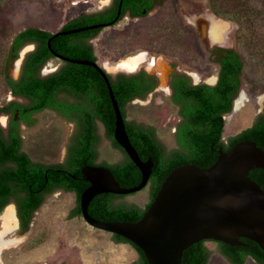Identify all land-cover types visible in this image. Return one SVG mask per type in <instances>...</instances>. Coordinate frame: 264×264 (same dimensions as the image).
<instances>
[{"label":"trees","instance_id":"trees-1","mask_svg":"<svg viewBox=\"0 0 264 264\" xmlns=\"http://www.w3.org/2000/svg\"><path fill=\"white\" fill-rule=\"evenodd\" d=\"M121 1L119 0V4ZM210 9L219 18L231 21L238 26V36L242 41L248 40V32L255 28L259 19L258 10L244 0H209ZM124 3L122 17L127 12ZM98 14L80 17L70 25H89L99 21ZM53 35L45 30L30 27L12 38L6 63L1 72V93L6 96L10 91L16 96L32 99L37 105L34 112L53 107L60 109L65 115L74 109L55 103L53 100L58 91H70L86 96L87 104L93 108L84 111L85 118L78 120L80 140L69 147L67 160L48 166L32 162L22 152V141L17 123L12 120L10 129L5 131L0 126V214L11 203L17 206V214L22 233L30 228L35 213L40 210L46 199L58 191L73 192L77 197V207L72 217H82L81 196L90 186L84 180L82 170L89 165H101L109 168L117 181L125 188L138 186L142 181L141 171L133 163L127 153L114 139L116 116L105 80L100 73L84 65L66 64L60 73L49 77H41L36 72L51 59L48 41ZM39 43V49L27 56L22 77L15 81L8 77L7 69L13 55H17L27 44ZM64 36L52 40L56 51L65 50ZM87 48L83 57L96 59ZM219 66L218 81L214 86L207 84L194 85L186 74L175 76L171 84L172 94L169 102L177 108L179 123L176 126L177 148L168 151L157 135L153 126L128 120L127 108L133 101H145L155 89V84L148 81L149 75L120 74L116 77L108 75L114 95L126 120V129L132 145L143 161L154 163L153 173L146 189L150 193V201L145 207L127 204L128 196L102 194L90 204V214L101 221L139 222L142 220L155 200L163 183L176 168L194 165L200 168L213 166L220 150L229 151L242 141H253L264 151V111L258 116L254 125L240 134L231 137L227 142L223 139L225 117L233 111L234 103L242 89L245 63L236 48L221 49L217 54ZM18 108L17 104H12ZM0 107V112H6ZM14 113V109L12 110ZM76 113V111H75ZM70 119V118H68ZM101 121L115 148L123 154V159L115 164L99 162L96 147V121ZM99 162V163H98ZM250 177L264 190V170L255 169ZM133 195V194H132ZM122 200V203H117ZM119 243L132 245L139 254L135 264H149L143 252L123 237L115 235ZM244 246L231 247L221 242L205 240L194 244L184 252L182 264H208L212 251L208 244H215L219 253L231 264H246L253 259L257 264H264V250L253 241L242 239Z\"/></svg>","mask_w":264,"mask_h":264},{"label":"rangeland","instance_id":"rangeland-1","mask_svg":"<svg viewBox=\"0 0 264 264\" xmlns=\"http://www.w3.org/2000/svg\"><path fill=\"white\" fill-rule=\"evenodd\" d=\"M258 10L259 19L248 34L238 36V26L219 18L210 9L209 0H164L145 18L123 20L113 28L104 29L95 42L99 65L110 74L137 72L127 68L135 60L152 56L165 65L174 62L179 70L192 77L196 84L214 85L218 66L211 62L205 47L236 48L245 63L240 97L233 111L225 117L224 141L252 127L264 111V0H244ZM109 0H0V93L1 72L6 63L12 38L34 27L50 33L58 32L67 22L85 12L100 10ZM216 27V28H215ZM205 28V36L201 33ZM214 28V29H213ZM217 32V37L212 33ZM9 69L18 77L25 52ZM160 61V62H161ZM58 67L51 62L44 69L49 74ZM150 69V68H149ZM152 70V69H150ZM50 71V72H49ZM8 95V94H7ZM170 93L162 83L145 101L128 105V120L153 126L168 151L177 148V108L169 102ZM0 96V105L4 102ZM9 98V95H8ZM0 124L7 119L0 115ZM73 127L54 114L44 113L24 129V150L35 161L58 163L64 160ZM99 162L115 164L123 154L107 139L99 124ZM149 190L124 199L127 204L145 207ZM117 203H122L119 200ZM14 207V206H13ZM77 207L74 193L56 192L36 213L31 230L19 235L18 224L6 226L0 215V264H135L139 254L129 244L115 242L110 233L92 228L83 217H72ZM15 208V207H14ZM212 255L208 264H231L215 244H208ZM246 264H257L248 259Z\"/></svg>","mask_w":264,"mask_h":264},{"label":"water","instance_id":"water-1","mask_svg":"<svg viewBox=\"0 0 264 264\" xmlns=\"http://www.w3.org/2000/svg\"><path fill=\"white\" fill-rule=\"evenodd\" d=\"M75 63L93 66L102 75L116 116L114 139L142 174L138 186L125 188L109 168L86 166L82 174L90 186L82 194L80 205L87 224L125 238L143 252L149 264H182L184 252L205 240L239 247L245 245L242 239H247L264 250V190L250 177L253 170H264V151L249 140L237 143L227 152L220 150L216 163L209 168L184 165L174 169L139 222L94 218L89 207L95 197L143 191L154 163L143 161L132 145L108 72L96 63Z\"/></svg>","mask_w":264,"mask_h":264},{"label":"flooded vegetation","instance_id":"flooded-vegetation-1","mask_svg":"<svg viewBox=\"0 0 264 264\" xmlns=\"http://www.w3.org/2000/svg\"><path fill=\"white\" fill-rule=\"evenodd\" d=\"M163 1L164 0H125V1H121L119 4V0H109V2L107 4H105L102 8H100V10H98V11L85 12V13L80 14L79 16H77V17L73 18L72 20H70L69 22H67L58 32L51 33L53 36L48 41V47H49V52L52 55V57H51V59H49L46 62V64L41 68V70H38L36 73L38 75H40L41 77H49V76H52L56 73H60V71L64 68V66L66 64L83 65V64L75 63L76 61H87V62H92V63H96L99 65L98 58H97L96 52H95V42L97 41L101 32L106 28H113V27L119 25L125 19H128L130 21H135V20H139L141 18H145L147 15L152 13L158 6H160L161 3H163ZM124 3H127L128 9H127V12L125 13V15L122 17V9H123ZM92 14H98L100 16L99 20H103V21H99V22L89 24V25H82V24L70 25L71 21H73L77 18H80V17L89 16ZM95 25H98L99 27H97L95 29H89L86 31H77V30H80L82 28L95 26ZM57 36H64V41L66 42V45H65L66 49L63 50L62 52L56 51L52 47V40ZM204 36H205V28H204L203 32L201 33V37L203 38ZM214 43H215V46H211V47L207 46V47H205L206 48L205 50L208 53L209 59L211 60V62L215 63L218 66V64L216 63V60H217V57H218L217 54L219 53V51L221 49H227V48H232V47H224L222 45H218L217 42H214ZM28 48H30V49L25 52V54L22 58L19 73L17 74L18 77L16 76V78H13L9 74V69L11 67L15 66L14 63H15V61L20 59V54L25 49H28ZM87 48L91 49L90 53L96 59V61L87 59L86 57H83ZM38 49H39V43L31 42V43L27 44L22 50H20V52L17 55H13L9 61V66L7 69L8 77H10L11 79H13L15 81L19 80L23 75L24 64H25V60H26L27 56L31 53L36 52ZM156 59L157 58H154V57L149 55L148 58H145L144 62L138 67L137 72H118L116 74L107 73V75H111V76L116 77L120 74L132 75V74H141L143 72L147 73L150 77L148 79V81L151 82L152 84H155V89L153 90V92H151L148 95V97H149L150 95L154 94L160 86H162L161 72L155 66L156 63L160 62L161 60H156ZM53 61L58 62V67L54 71H51V72L49 71L50 72L49 74H44V72H45L44 69L46 67L50 66L51 62H53ZM163 64L165 65V63H163ZM151 65L154 67L152 70L149 69ZM84 66H89V65H84ZM90 67L96 69L93 66H90ZM163 68L167 69L164 71L165 76L167 77L166 78L167 84H165V87L167 88V90L169 91V93L171 95L172 94L171 84L174 80V77L179 76L181 74H186L187 76H189V75L187 73L180 71L179 67L174 62H171V61L168 62ZM218 72H219V66H218ZM189 77L192 79L191 76H189ZM217 81H218V79H217ZM192 83L194 85H200V84L194 83L193 79H192ZM201 84H205V83H201ZM207 85H210V84H207ZM214 85H211V86H214ZM8 95H9V98H8ZM8 95L5 96L3 104L0 105V107L7 109L6 112H0V115L7 119V125L3 126L0 124V126L5 131H8L10 129L12 120H14L17 123V128L19 130V133L21 136V141H22V152L27 154L29 156V158L32 160V162H34V163L45 164L48 166L55 164V163H49V162H43V161H35L24 150V129L25 128L32 126L35 123L36 118L38 116L44 114V113L54 114L58 119H60L64 123L69 124L73 127L72 135H71L69 143L66 147L65 158L63 161H61L59 163L65 162L67 160V157H68L69 147L72 144H74L80 140V129H79L78 123H77L78 120L81 121L85 118L84 111L86 109L90 110L91 108H93L92 104H87L86 96H84L83 94H74L70 91H65V90L58 91L55 94L53 104H55V103L61 104V105H63V107L65 106L66 109H69V111L71 108L74 109V111H72L71 114H69L70 113L69 112L68 115L67 114L65 115L60 110L62 108H60L58 110V109L53 108V107L45 108V109H42L40 111L34 112V109L37 105H35V103L32 101V99L27 98V97H23V96H16V95H14V93H12V91H10L8 93ZM137 100H139V99H137ZM14 103L17 104L18 108H14V106L12 105ZM13 109H14V113H12ZM75 111H76V113H75ZM68 118H70V119H68ZM99 124L103 125L107 139L112 144H113V142L110 140L104 124L101 121L97 120L96 121V147H97V151H98V156L100 157V153H99V145H100ZM89 166H101V165H89ZM147 186H146V188H147ZM146 188L144 190H146ZM58 192H65V191H58ZM66 193H73V192H66ZM54 194H52V195H54ZM120 196H123V195H120ZM149 201H150V196H149ZM9 206L15 207L16 216H17V220H18L17 224H18L19 235L23 236V235L28 234L31 230V227H32V224L34 222L35 217H34L32 223L30 224L29 230L27 232L22 233L21 223H20V220L18 218L17 206L15 203H11L10 205H8L1 214H3ZM36 213H35V215H36ZM111 235H112L113 239L115 240V242L119 243L115 239V235L114 234H111ZM119 244H128V243H119Z\"/></svg>","mask_w":264,"mask_h":264},{"label":"bare ground","instance_id":"bare-ground-1","mask_svg":"<svg viewBox=\"0 0 264 264\" xmlns=\"http://www.w3.org/2000/svg\"><path fill=\"white\" fill-rule=\"evenodd\" d=\"M216 28V27H215ZM214 29V28H213ZM213 37H217V32H213L212 33ZM144 61V59H140V60H135L134 62H132L131 64L127 65V68H130V69H136L142 62ZM153 64V63H152ZM154 65V64H153ZM158 70L161 72V80H162V83L165 85L167 84L166 83V76H165V70L167 69H164L163 67L165 66L162 62H158L156 63L155 65ZM154 67L151 65L150 66V69H153ZM2 218L6 224V226L8 227H13L15 225H17L18 223V220H17V216H16V210L13 206H9L4 214L2 215Z\"/></svg>","mask_w":264,"mask_h":264}]
</instances>
